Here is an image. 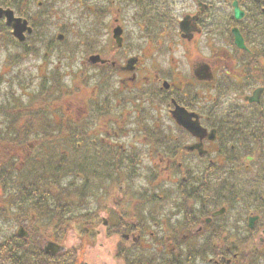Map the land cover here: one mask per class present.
Listing matches in <instances>:
<instances>
[{"label": "flooded vegetation", "instance_id": "obj_1", "mask_svg": "<svg viewBox=\"0 0 264 264\" xmlns=\"http://www.w3.org/2000/svg\"><path fill=\"white\" fill-rule=\"evenodd\" d=\"M54 2L0 7L34 29L55 22ZM97 4L87 12L100 11L105 35L92 30L76 74L82 117L74 102L67 116L37 117L39 135L11 149L0 71V264H264V0ZM11 31L1 16L0 54L21 50L7 69L37 53L33 34L21 42ZM75 121L88 125L81 149L56 150ZM56 124L66 136L51 133Z\"/></svg>", "mask_w": 264, "mask_h": 264}, {"label": "rangeland", "instance_id": "obj_2", "mask_svg": "<svg viewBox=\"0 0 264 264\" xmlns=\"http://www.w3.org/2000/svg\"><path fill=\"white\" fill-rule=\"evenodd\" d=\"M44 2L47 0H43ZM54 1V0H53ZM82 3L80 5L77 4L75 0H55L53 6L55 5V9L57 12V18L55 19V22L51 20V23L48 25V27L45 29L43 34L40 33H34L33 37L35 40V48L38 50L36 55L28 56L26 55L25 58H22L21 61L15 62V65L10 66L9 69L5 67L7 65V59L10 60L11 56L15 54V52H20L21 50L17 47V45L14 46V44H11L9 49L4 51L0 54V71H2V74L4 75V78L6 80L5 85L2 88V95L4 101L8 104V106H12L13 103L15 105L13 107H10V112H8L6 115L9 118L11 122H14V124H11L9 126V135H10V141L13 143L20 142L25 143L28 139H34V137H37L39 135L38 131H35V127H43L44 124H39L35 119L37 117H41V110H39V106H37V102L40 100H37V91L39 89V83L41 81L42 76L49 77L48 84H50V77H52L53 73L59 74L58 76H55V80L59 79L64 86H71L72 83L74 84L75 80L78 79V76L76 74L79 72V69L83 67L85 58L88 54L87 49L90 48L88 46L89 39L88 37L91 35L92 30L96 34H102L105 35L104 29L100 30V26H98L97 21H99L100 15L99 12L94 11L96 14L94 17V14L88 13L86 5L91 6L92 8L99 9L98 7V0H81ZM134 1V0H133ZM188 1V0H187ZM191 3L187 2V7L190 6ZM122 11L120 14L121 21L124 22L126 25V28L129 30H132V24H131V17L133 16L134 10H129L125 5L122 3L121 5ZM108 18V17H107ZM96 19V20H95ZM95 24V25H93ZM93 27V29H92ZM60 32L64 34V38L60 44H56L54 47L57 50L56 53H53V55L45 56L43 58L45 47L44 44L47 41L53 39L55 35ZM41 36V37H40ZM12 41V40H11ZM87 41V46L84 45V43ZM13 42V41H12ZM110 43V42H109ZM202 51L206 53L205 47L202 44L201 45ZM39 54V55H38ZM63 58H61V57ZM45 59V61L43 60ZM73 80V81H72ZM89 86H87L88 88ZM81 92H79V96L76 98H68L66 100H63L62 102H54L55 100H52L55 98V96H51V98L45 97V102L40 104V106L44 107L46 106L44 112L46 117H54L58 114L60 116L63 115L65 112L66 107H70L69 105L71 102H74V105L77 106L75 111V115L77 117H82V102L84 93L86 91V88L83 89L81 87ZM2 99V96L0 95V100ZM49 102L55 105L56 109H53L51 104ZM52 104V105H53ZM56 112V115H53V112ZM37 112V114H36ZM73 113V112H72ZM69 115L67 112L66 116ZM22 118V119H28V121L24 124L19 123L12 118ZM78 123V124H76ZM50 126V125H48ZM54 130H51L52 134L58 135L61 133L64 137L63 133L65 132L62 130L64 128V125L56 124L53 125ZM88 130V125L79 121H75L74 123V134L70 135L71 141L66 139L63 143L62 139L58 140V147H56V150L59 147H63L66 150L71 149H81L82 147V141H84V137L80 135L79 139L81 140V146H77L78 138L76 137L78 134L85 133L86 130ZM82 152V150H81ZM80 152V153H81ZM42 157V156H41ZM44 159L47 160L48 156L44 155ZM83 162V158H82ZM81 162V163H82ZM47 163V162H46ZM80 163V164H81ZM33 168L37 166L38 163H29ZM79 164V163H78ZM74 164L71 166V172H74L78 170V167ZM35 165V166H34ZM42 165H46L43 162L42 157ZM47 167V166H46ZM31 169V168H30ZM40 169V168H36ZM66 170V163L63 162V166L61 168V171L65 174ZM83 170V169H80ZM75 172V173H76ZM33 170H26L24 172V175L32 174ZM79 173V172H78ZM76 176V175H75ZM28 177V176H27ZM69 175L65 178H63L64 184L68 182ZM62 182V183H63ZM82 184V180L79 179V185ZM77 204V203H76ZM75 204V206H77ZM83 208H77L75 211L81 213Z\"/></svg>", "mask_w": 264, "mask_h": 264}, {"label": "water", "instance_id": "obj_3", "mask_svg": "<svg viewBox=\"0 0 264 264\" xmlns=\"http://www.w3.org/2000/svg\"><path fill=\"white\" fill-rule=\"evenodd\" d=\"M236 16H239V12L238 10H235ZM3 14H6L7 16V20L9 25L13 28V35H15L16 37H21L23 30L25 28V20L23 19H13V15H12V11L10 10H2L0 9V16H2ZM28 31H31L30 29H28Z\"/></svg>", "mask_w": 264, "mask_h": 264}]
</instances>
